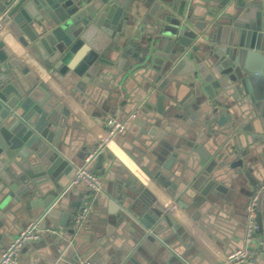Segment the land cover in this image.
<instances>
[{"label": "water", "instance_id": "1", "mask_svg": "<svg viewBox=\"0 0 264 264\" xmlns=\"http://www.w3.org/2000/svg\"><path fill=\"white\" fill-rule=\"evenodd\" d=\"M194 2L0 0V24L5 23L26 58L40 63L44 70L35 72L27 59L0 39V216L17 208L20 214L40 219V228L50 222L64 227L69 213L62 205L78 187L70 185L76 162L63 154V129L69 124L70 113L43 77L54 79L63 91L78 99L98 71L110 64L106 46L113 26H134L136 14L148 8L130 41L138 38L135 34L146 22H152L137 60L140 70H147L145 77L156 82L155 94L175 83L169 97L189 113H193L189 108L192 101H204L205 94L214 98L215 88L233 92L239 104L230 125L225 120L228 113H219L222 142L209 147L202 142L196 147L198 161L185 180V199L177 204L193 210L196 218L205 203L216 202L226 192L224 169H235L249 180L252 192L258 190L260 228L264 188L250 175L246 163L248 148L264 143V0L207 1L204 10L197 13ZM122 18L125 21L120 23ZM161 101L158 96L159 106ZM216 110L212 107L213 113ZM154 123L148 133L159 139L164 133L156 127L161 123ZM164 145L168 153L170 147ZM92 152L79 155L82 162L77 165H83L85 156ZM103 159L104 154L98 153L92 159L94 169L88 168L98 175ZM167 162L163 168L170 170ZM158 174L157 181L166 186ZM102 190L90 194V201ZM104 193L113 201L107 203L110 214L129 223L133 238L169 245L161 236L163 231H180L162 205ZM72 206L80 209L81 203L78 200ZM172 246L169 249L174 251Z\"/></svg>", "mask_w": 264, "mask_h": 264}, {"label": "crops", "instance_id": "2", "mask_svg": "<svg viewBox=\"0 0 264 264\" xmlns=\"http://www.w3.org/2000/svg\"><path fill=\"white\" fill-rule=\"evenodd\" d=\"M207 1L211 4L214 0H195V12H202L203 3ZM147 11L148 8H144L140 16L136 14L134 26H113V36L108 37L106 46L110 64L98 71L94 82L87 85L86 93L81 92L78 99L63 91L54 79L43 77L70 113L69 124L63 129L64 156L74 160L78 167L84 152L94 151L100 142L106 140L102 151L104 159L98 169L103 190L91 201L88 216L77 227L72 216L78 209L72 204L78 200L83 204L90 198L87 188L77 185L62 205V209L69 213L64 227L57 223L46 224L38 240L21 247L20 264H80L86 260L91 264H221L226 254L242 246L245 205L249 193L254 190L243 174L225 168L226 192L221 193L216 202L205 203L196 218L192 217L193 210L187 211L177 204V200L185 199V180H189L191 167L198 161L196 147L202 142L206 147L222 142L223 125L217 123L219 113H228L225 120L230 125L233 112L239 110L238 99L231 91L226 93L215 88L214 98L204 93V101H192L189 108L193 113H189L184 107L178 108L180 102L169 97V93L174 94L175 83L167 84L155 94L156 82L145 77L147 70H140L141 64L137 60L141 57L140 46L145 44L152 22H146L142 31L135 34L138 38L130 41ZM120 21L122 23L125 18ZM0 39L17 55L27 59L5 23L0 24ZM203 56L206 58L207 54L203 53ZM27 61L35 72L44 71L40 63L32 59ZM146 83H150L148 89L144 87ZM158 96L162 97L160 106ZM212 107L217 109L216 112H212ZM136 108L137 115L125 130L108 139L105 121L108 118L122 119ZM156 121L161 123L156 125L157 131L164 133L159 139L148 133ZM164 144L170 147L168 153L164 152ZM248 150L246 165L250 175L263 184L264 143L256 142ZM169 159L171 161L167 162ZM166 162L170 170L163 168ZM89 165L94 169L95 162L92 160ZM157 173L166 186L157 181ZM104 192L162 205L179 226L180 231L175 234L164 230L161 235L166 237L170 246L173 245L174 251L169 245L162 244L163 241L133 238L129 223L125 224L110 214L107 203L113 201ZM18 211L14 208L0 216V257L20 229L35 219ZM259 215L260 228L251 246L253 250L242 264H264V197ZM168 251L171 254H166Z\"/></svg>", "mask_w": 264, "mask_h": 264}, {"label": "built area", "instance_id": "3", "mask_svg": "<svg viewBox=\"0 0 264 264\" xmlns=\"http://www.w3.org/2000/svg\"><path fill=\"white\" fill-rule=\"evenodd\" d=\"M138 108L133 110L122 119L108 118L106 124V135L110 139L113 136L123 132L130 120L136 117ZM106 138V139H107ZM106 140L100 142L94 151L86 157L84 164L76 167L74 176L70 181V185H84L90 194L95 195L102 190L100 176L92 172L88 167L90 161L101 153L104 149ZM264 188V183L261 185ZM257 200L258 190L251 193L245 205V229L242 246L230 253L226 254L221 264H242L246 262L251 254V246L254 237L259 229L257 221ZM90 198L81 204V208L73 214V223L75 226H80L88 216L90 210ZM40 219L29 221L17 235L8 244L0 257V264H20L19 251L21 247L32 241H36L42 234V228L39 226ZM80 264H91L90 261H82Z\"/></svg>", "mask_w": 264, "mask_h": 264}]
</instances>
